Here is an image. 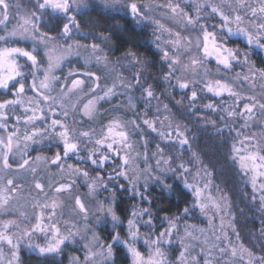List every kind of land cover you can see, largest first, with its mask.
Listing matches in <instances>:
<instances>
[{
    "label": "rangeland",
    "instance_id": "374dc122",
    "mask_svg": "<svg viewBox=\"0 0 264 264\" xmlns=\"http://www.w3.org/2000/svg\"><path fill=\"white\" fill-rule=\"evenodd\" d=\"M97 1L101 2L106 7L113 9L117 8L122 11H127L125 7L126 4L132 2V0ZM135 2L149 6L141 10L142 15L146 13L148 19L141 21L132 17L141 23L153 24L155 27L154 43L162 54L164 51H168L171 56L179 52L181 54V62L184 64L190 63V58L192 56L201 58V66L196 69V72L187 73L189 79L195 78L201 81L195 85L198 91V97L207 94L200 91L204 82L217 79L222 83L229 84L236 91L240 92L243 97L256 96L258 99L264 97V78L255 76L253 79L242 82L244 76L251 75L247 65L238 64L231 70H226L223 66L218 65L213 57H204L202 33L200 32L199 25H206L209 27V30H211V25H217V28H219V24L216 23V18L219 19V16L209 15L210 8H203L201 10L199 25L193 27L166 8L170 0H135ZM171 2L175 3L176 0H171ZM179 2L184 7V11L187 12L190 17L194 18L196 11L193 5L196 3L204 4L205 0H179ZM212 2L220 3V0H212ZM230 2L235 3L236 0H230ZM252 2L255 3L256 0H252ZM7 3V13L9 16L7 22L8 31L18 29L22 24L23 18H32L33 13L24 8L17 0H7ZM69 4L71 10L74 12L87 8L86 0H69ZM3 14L4 10H0V16H3ZM12 17L14 19L13 22ZM28 27L30 28L31 26L29 25ZM233 27H235V25H233ZM0 35H6L3 31V26H0ZM197 37L201 38V47L199 49L194 46ZM37 39H39V37H37ZM227 39L245 41V38L239 34L227 37ZM177 40H179V44L177 47H173V42ZM46 43L48 45L47 48H45L43 44L39 47V51L43 53L46 59V63L41 67L47 68L48 66L49 58L46 53L51 54L52 63L59 64L58 67L53 69L52 73L58 79L53 81L52 89L48 94L53 97H57L61 93H64V95L62 100H57L56 102L57 116L52 117L49 113V119L44 123L43 127H47L51 119L59 118L62 121H66L77 135L82 131L94 133L93 143H89L86 139L81 137L80 156L86 157L88 154L87 149L94 147V140L100 138L102 132L107 133V126L110 123L114 121L118 123L122 122V127L123 125H127L124 130L129 135L130 147L124 148L123 145H121L120 147L122 150L116 156L115 161H109V164L119 163L121 167L118 171H123L126 175L119 176L117 172L113 171L112 167L107 165L105 166L107 176H104L102 173L92 175L86 164H76L75 161L79 162L76 157H74L75 160L68 159L62 161L60 166H57L51 163L55 154L49 156L32 154V146L35 143L28 142L27 147H25L23 134L26 131V127L30 128L29 132L34 129L29 125L22 131L21 124L24 120V109L32 108L34 99L38 97L34 92V95L24 94L22 97H16L15 99L22 100V103L19 104L22 115L19 116L14 114L15 122H11L9 121L11 110L5 109V115L8 117L7 129H0V136H6L7 132L15 127L20 136L17 142L19 144V151H15L14 149V151L9 154V164L11 167L4 168L2 162H0V189H13L0 196V201L4 199V196L8 198V203L0 207V223L14 221L17 225V227H11L9 232V235L19 237L17 252L19 260L13 261V264H21L20 253L22 249H28L39 255L60 254L62 251H67L69 254L68 264H85V256L90 255L88 249H93L97 255L92 256V264H112L113 249L111 256L105 255L108 251V245L112 243V240H108L101 235L99 228L101 226L113 228L114 233H118L121 239L127 240L129 239L127 221L133 217L130 214L129 218L122 220L116 214L119 217V221L114 223L111 219V215L106 212L98 211V208L101 205L105 208L112 207L115 212L113 185L117 184L123 178L133 188V182L130 181L128 177L138 178L135 180V189L148 188L150 184L154 183L167 184L166 181L174 177L181 179L184 186L187 182L188 184H193L200 188L202 193L200 197L201 200H207L209 197L211 198L208 210L201 212L200 208L195 206L197 205V198L192 189L185 186L195 197V202H193L192 206L189 208L191 211L187 216H185L184 211H181L172 216H164V218L155 222L152 216L149 217L147 213H141L139 222L137 223V230L141 239L138 240L136 246L145 260L148 259V253L151 249L144 244V240L149 238L157 239L159 233L164 232L165 229L168 228L169 222H172L176 225L172 235L173 244L161 245V250L165 253L164 260L166 264H179V251L183 250L180 244L182 238L184 244L191 249V255L195 256L200 264H204V256L208 254L209 250H212L213 243H220L216 241L215 237L221 234V219L223 218L224 232H226L229 237L231 245H229L227 241H224L221 246L235 247L237 249V255L236 257H232L230 254L221 256L217 250H212L211 254L214 257L212 264H216L217 261L219 264H233L234 260L236 264H247V253L251 251L241 242L237 234L235 215L232 210L230 198L217 184H215L211 173L200 163L195 153L190 155L185 154V151H190L191 148L187 129L177 120L167 103L154 93L159 99L160 104L159 111H157L156 105L158 100L153 99L151 101V106H149L141 98L142 93L138 95L135 93V87H130L127 90V95H125V88L122 86L121 82L126 81L131 85L135 84L114 62L107 58L101 49L97 52H93L92 46L85 45L76 40L62 42L58 39L49 38ZM189 44L192 46L185 50L184 46ZM34 46L31 39L25 40L19 37L11 38L7 43L0 41V48L24 47L26 50L31 51ZM227 46L239 48L241 53L248 52L250 63L254 65L251 60L253 50L251 47L255 45L249 48L241 46L235 47L229 44ZM97 55L103 57L99 62H97L96 59ZM39 58L40 57H38V59ZM17 59L20 63V57H17ZM73 59L75 63H73L72 68L65 71V73H60V69ZM88 73L93 74L92 79L88 78ZM179 74V72L176 73V75ZM238 74L241 77L240 80L237 79ZM38 75L40 79H43L42 72L38 73ZM77 79L82 80L83 84L80 85L79 88L72 89V82ZM93 80L96 81L95 84H93ZM97 85L99 87H97ZM108 88H114L117 96L113 97L111 100H100L96 102L89 109L90 115H84V105L88 104L89 100L94 99L93 89H95V92L100 96H103L104 91H107ZM69 89H72V91L69 92ZM129 97L132 98L131 106H129ZM223 97V100L227 101L223 106L228 107L232 101L227 94ZM0 102L3 101L0 100ZM243 102L246 101L241 102V108ZM260 102H264V100ZM61 103L68 108L69 115L67 117L60 114L61 109L59 105ZM164 105L168 106L167 111L164 109ZM40 107L45 108V111H47V107L43 102H41ZM98 110H103L106 114L119 111L121 113L108 120L104 126L84 127L81 123L82 119L92 120ZM256 112L259 113L258 108ZM223 115L225 114L223 113ZM18 117L21 120L19 124L17 123ZM137 117H139V119H137ZM144 119L153 121V126L156 128L155 132L149 129L147 125L143 124ZM226 120V123L223 124L220 129H226L227 131L233 130L235 132L233 145L237 148L240 147L239 142L244 140L245 136L250 137V142L245 143V147H249V150H251V146L258 144L264 147V114L255 115L251 120L247 121L246 126L243 119L236 118ZM131 121H135V125H138V127L131 124ZM37 127H40V125H37ZM118 130L119 129H114V131ZM177 130L184 132L189 141L188 145L183 147L180 146L176 137ZM56 131H59V129H56ZM160 132L166 134L171 133V138L167 135H158ZM152 134L155 135V138L151 136ZM48 138V136H45L43 138L38 137L37 139L41 143L44 139ZM125 158L128 160L127 166L123 164ZM24 159L28 161V164L21 167L20 165L23 164ZM164 160H168L169 163L165 164ZM181 164L188 169V172H184L183 169L179 167ZM68 165H72L73 167L70 169L67 167ZM76 168L82 171L86 170L89 174L88 177L75 173L74 169ZM247 176L251 181L252 173H248ZM97 177L100 178V182H97ZM110 177L112 178L111 180L109 179ZM8 180H12L13 184L9 185ZM37 182L43 185V191L35 188ZM261 182L264 181L258 179L255 188L259 197L261 195ZM61 185H66L67 187L63 191L57 192L56 189ZM93 185H95L94 188L92 187ZM205 185H207V188H205ZM121 186L123 185L121 184ZM77 199L84 205L83 212H81L79 205L76 204ZM212 201L221 204L220 211H217L216 208L211 205ZM44 204H47L48 207L45 208ZM53 204H55L54 208L52 207ZM133 212L138 211L133 210L131 213ZM41 215L43 216L45 227H47L48 224H55L56 227L59 228L60 234L65 237L69 235V230L71 232L78 231L79 235L66 240L60 245L57 251L41 253L39 247H46L52 243L56 235L50 230L46 232L33 231L37 222L36 217ZM50 216L52 219H49ZM149 219L152 220L151 227L145 225V221ZM119 226L123 228V232H119ZM25 230H27L28 234H24ZM188 233L191 234V237L187 235ZM94 234L96 239L93 238ZM85 245L88 246V249L85 248ZM241 246L247 251H241ZM2 251L4 259L0 261V264H7V259L10 257V246L4 244L2 246ZM241 256L243 257V261L239 259ZM253 256L259 257L255 254H253ZM130 257V264H133L131 254ZM185 264H187V259Z\"/></svg>",
    "mask_w": 264,
    "mask_h": 264
},
{
    "label": "snow or ice",
    "instance_id": "6c2138e0",
    "mask_svg": "<svg viewBox=\"0 0 264 264\" xmlns=\"http://www.w3.org/2000/svg\"><path fill=\"white\" fill-rule=\"evenodd\" d=\"M35 7L41 11L46 12L48 9H51L53 12L60 13L63 17H65L66 22L62 24V31L60 33L61 36L66 38H71V34L73 29L79 30V25L76 20L75 14L72 12L69 0H38L35 4ZM86 7V5H85ZM126 10L130 12V14L141 21L148 19L146 13L142 15V9H145L149 6L138 4L135 0L132 2H128L126 4ZM196 11L195 17H190L187 12L184 11V7L176 0L175 3L170 2L166 5V8L170 10L176 16H179L182 20H185L188 25L195 27L199 25V21L201 19L200 12L203 8H210L209 15L211 16H219V28L217 25H211V30L206 25H199L200 32L202 33V48L204 57H213L216 63L220 66H223L226 70H231L235 65L245 64L249 68L250 76L246 75L242 78L243 81H247L253 79L255 76H260L264 78V69H257L254 65L250 63L248 52L241 53L239 48H231L228 47V43L230 41L227 37H230L235 34H239L245 38L246 45L251 47L255 45L261 49H264V0H256L255 3L252 0H236L235 3L230 2V0H220V3H213L212 0H205L204 4L196 3L193 5ZM8 3L7 0H0V10H4L3 16H0V26H3V31L6 35H0V41L7 43L8 40L14 37H19L21 39H31L34 43V47L31 51L26 50L24 47H5L0 48V89L5 90L8 94L14 97H22L26 93V73L22 70L24 65H21L18 62L17 57H22L26 61V64L29 65L27 76L31 77V83L27 84V88L31 89L32 92L36 93L38 98L34 99L32 108L24 109V120L23 123L26 126H31L33 131H28L26 127V131L23 134V140L25 143V147H27L28 142L38 143L39 138H43L48 136L51 139L57 140L59 142V146L61 148L60 151L55 152V157L51 161L52 164L60 166L62 161H66L71 159L72 157H76L78 161L82 163L89 164L93 170L99 171L103 170L105 166L112 167L114 172H117L119 176H125V172L118 171L121 165L119 163L109 164V161H115L116 156L120 153L121 145L124 148L130 147L129 144V135L124 130L127 125H123L122 122L110 123L107 126V133H101L100 138H96L94 140V147L87 149V156L81 157V137L86 139L89 143H93L94 133L90 131H82L77 135L72 128L66 123V121H62L59 118L51 119V122L47 125V127H43L44 123L49 119V113L52 117L57 116L56 112V102L57 100H62L64 93H61L57 97L51 96L49 91L52 89L53 81H56L58 78L54 76L53 69L58 67V63H52L51 54L46 53L49 58L47 68H42L41 66L44 64V59L40 57L39 47L41 44L44 45L45 48L48 47L46 41L49 37L40 33L35 21L38 17L35 14L32 15L31 19L23 18L22 24L18 29H13L12 31H8L7 22L9 20V16L7 13ZM31 26L30 28L28 26ZM235 25V27H233ZM243 25V26H242ZM39 37V39H37ZM86 38V34H85ZM201 38H196L195 47L199 49L201 47ZM179 44V40L173 42V47H177ZM192 45H185L184 48L187 50L188 47ZM99 50V45H92V51L97 52ZM130 59H134L135 57L131 54L129 55ZM97 62L103 59L102 56L97 55ZM163 61L167 62V73L164 76V79L167 81H175V87L181 90V95H187L190 91V96H188L189 104L193 110V114H195L197 109V101H198V91L195 87L196 84L201 81L196 80L195 78L189 79L187 76L188 72H196V69L201 66V58L198 56H192L190 58V63L184 64L181 62V54L175 53L173 55H169L168 51L163 52ZM43 73V79H40L38 73ZM179 72V75L176 73ZM88 78L92 79L93 74L88 73ZM137 83L135 85H131L126 81H122V86L125 88V95H127V90L130 87H138L141 89L142 96L141 98L145 101L146 104L151 106V101L153 99H157L158 103L156 105L157 111H159L160 104L159 99L155 96L154 91L151 86L144 87V85L140 82V76L137 75L135 77ZM237 79L240 80L241 77L238 74ZM96 81L93 80V84ZM83 84L82 80H73L72 89L79 88L80 85ZM191 85V87H190ZM97 87H99L97 85ZM72 89L68 91L71 92ZM201 92H205L207 94H211L213 97H223L225 94L231 99L232 103L228 105V107H224L223 105L227 103V101L220 100L219 104L217 103H207L204 104L203 107L207 110L217 111L218 108L225 114L221 116V119H243L245 121V126L247 125V121L251 120L257 114H264V102H260L264 100V97L257 98L256 96L251 97H243L240 92L236 91L233 87H231L227 83H222L220 80H208L203 83V87L200 89ZM94 92V99L89 100L88 104L84 105V115H90V107L93 106L96 102L100 100H111L113 97L117 96L114 88H108L107 91H104L103 96H100L98 93ZM131 97H129V106H131ZM242 101H246L242 103V108L240 104ZM41 102H43L46 107H40ZM22 103L21 99H8L0 102V129H7V121L8 117L5 115L4 110L8 109L11 111L15 110V107ZM176 103H181V101H176ZM61 109V115L67 117L69 115L68 108L65 107L63 103L59 105ZM164 109L167 111L168 106L164 105ZM259 109V113L256 112V109ZM115 111V109H114ZM31 113V114H29ZM139 119V117H137ZM21 122L20 118H17V123ZM131 124L135 125V121H131ZM143 124L147 125L149 129L153 132L156 131V128L153 126V121L148 119L143 120ZM40 125V127H37ZM59 129V131H56ZM114 129H119L118 131H114ZM220 133L223 132V129L219 130ZM160 136L167 135L171 138V133H158ZM239 135V133H238ZM176 137L181 147L188 145L189 141L185 136L184 132L177 130ZM20 139L18 135V130L13 127L10 131L7 132L6 136H0V162H2L4 168H10L9 164V154L15 151H19V144L17 143ZM250 142V137L245 136L244 140L240 141V147L237 148L235 145L232 147V151L235 153L233 159L238 163L239 169L245 174L252 173L251 183L253 188H256L257 180L260 179L264 181V147H261L259 144L255 146H251V150L249 147H245V143ZM195 155V154H194ZM23 158V157H22ZM164 163H169L168 160H164ZM28 164V161L24 159L23 164L20 165L23 167ZM124 166H127L128 160L125 158L123 160ZM68 168H72V165H68ZM183 169L184 172H188V169L184 167L183 164L179 166ZM171 170V169H169ZM75 173L82 174L84 177H88V172L86 170L82 171L79 168L74 169ZM112 179L111 177L109 178ZM130 181L133 182V191L135 192V180L138 178L128 177ZM97 182H100V178H96ZM8 184L12 185L13 181L8 180ZM95 185L92 187L94 188ZM186 187L191 188L195 197L197 198V205L201 210V212H205L209 208V201L211 198L209 197L207 200H201V189L196 187L193 184H188L186 182ZM67 186L61 185L56 189L57 192L63 191ZM107 187V186H105ZM35 188L43 191V185L41 183H36ZM207 188V185H205ZM13 189H0V196H2L7 191H12ZM260 192L261 195L259 197L260 201L264 203V182L260 183ZM255 198V197H254ZM8 203V198L4 196V199L0 201V207ZM76 204L79 205L81 212L84 211V205L80 202L79 199L76 200ZM211 205L216 208L217 211L221 210V204L215 201L211 202ZM44 207L47 208L48 205L44 204ZM55 207V204L52 205ZM98 211L106 212L111 215L112 221L118 222L119 217L113 211L112 207L105 208L101 205L98 208ZM185 216H187L191 209L184 208L183 209ZM141 213H147L149 217L151 213L147 209H142L138 212L131 213L132 219H128V235L129 239H121L118 233H114L111 235L112 243L108 245V251L105 253L107 256H111L112 249L115 245H121L127 249V251L131 254L133 258V264H166L164 260L165 253L161 250V245L173 244V230L176 228V225L172 222H169L168 228L165 229L164 232L159 233V237L157 239H145L144 244L151 249L148 253V259L145 260L141 253L137 249V242L141 239L140 234L137 230V223L139 222ZM49 219H52L50 216ZM36 224L33 228V231L46 232L51 231L55 233L54 239L52 243L47 245L46 247H39V251L43 252H53L57 251L61 244H63L69 238H74L79 235V232H71L69 230V235L67 237L60 234L59 228L56 227L55 224H48L45 227L43 223V216L36 217ZM145 225L151 227L152 220L149 219L145 221ZM11 227H17L14 221H6L0 223V261L4 259L2 246L7 244L10 246V257L7 259V264H13V261H18L19 257L17 255L18 247H19V237H14L9 235ZM24 234H28L27 230L24 231ZM191 237V234H187ZM94 239H96L94 234ZM167 238V239H166ZM216 241L220 243H213L212 250H217L221 256L231 255L232 257H236L237 249L235 247H222L221 244L224 241H227L229 245H231V241L227 236L226 232H224V224L223 218L221 219V234L215 237ZM180 244L183 247L182 251H179V264H185L187 259V264H200L199 260L191 255V249L184 244L183 238L180 240ZM85 248L88 249V246L85 245ZM212 250H209L208 254L204 256V264H212L214 257L212 256ZM241 251H247L242 248ZM90 255L85 256V264H92V256L97 255L93 249H88ZM248 261L247 264H264V256L254 257L251 252L247 253ZM243 261V257L239 258ZM216 264H219L217 261ZM233 264H236L235 260Z\"/></svg>",
    "mask_w": 264,
    "mask_h": 264
},
{
    "label": "trees",
    "instance_id": "16d2710c",
    "mask_svg": "<svg viewBox=\"0 0 264 264\" xmlns=\"http://www.w3.org/2000/svg\"><path fill=\"white\" fill-rule=\"evenodd\" d=\"M17 1L38 17L36 23L40 33L62 42L76 40L89 46L99 45V49L105 53L107 58L114 62L134 84L137 83L135 77L139 75L140 82L144 87H152L154 93L167 103L177 120L187 129L191 148L190 151L186 150L185 154L195 153L200 163L211 173L215 184L229 196L239 239L253 254L259 257L264 256V203L260 201L250 178L239 169L238 163L233 159L235 153L232 151V147L235 132L223 129V132L220 133V127L227 121L221 119L222 111L220 108L217 111H211L203 107L207 103L219 104L224 97L217 98L211 94L199 96L198 111L193 114L188 99L190 91L186 96L181 95V90L174 86L173 80L164 79L168 71L167 62L163 61V54L154 43L155 27L151 23L137 21L127 11L106 7L97 0H86L87 8L81 11H72L76 16L79 30L73 29L71 38H66L60 35L62 24L66 22L65 17L60 13L53 12L51 9L46 12L39 11L35 7L38 0ZM218 21L219 19L216 18V23ZM229 41L230 46L249 48L246 41L239 39H230ZM251 48L253 49L252 62L258 69H264V49L256 46ZM130 54L135 58H128ZM41 57L45 64L46 59L40 51ZM20 63L24 65L22 70L26 73V79L28 78L25 95H34L27 88V84L31 83V77L27 76L29 65L22 57H20ZM73 63L75 60H70L59 72L65 73L72 68ZM135 90L137 95L142 93L138 87H135ZM15 98L0 89L1 101ZM176 101H181V103L178 104ZM120 113L119 111L106 114L103 110H98L92 120L84 118L81 123L86 128L104 126L108 120ZM10 114L9 121L15 122L14 114L22 115L19 105L15 107L14 111H10ZM25 127L26 125L22 123V131ZM27 130L29 131L30 128ZM151 136L155 138L154 134ZM32 149V154L47 156L61 150L59 142L51 138L44 139L41 143H35ZM71 159L75 160L74 157ZM75 162L81 165L86 164L80 161ZM86 166L92 175L102 173L107 176L105 168L96 171L89 164ZM166 183L150 184L148 188H139L134 192L130 184L122 178L113 185L116 214L122 220H126L133 210L148 209L151 211L154 221L158 222L164 216L175 215L183 211L184 208L192 206L195 197L186 189L181 179L169 178ZM118 230L123 232V228L120 226ZM99 232L110 240L114 229L101 226ZM20 261L21 264H68L69 254L67 251H62L60 254L39 255L28 249H22ZM130 261V254L125 247L121 245L113 247L112 264H130Z\"/></svg>",
    "mask_w": 264,
    "mask_h": 264
}]
</instances>
